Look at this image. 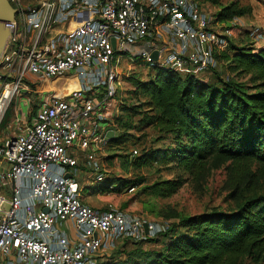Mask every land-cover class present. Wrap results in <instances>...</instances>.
Segmentation results:
<instances>
[{
  "label": "built area",
  "instance_id": "obj_1",
  "mask_svg": "<svg viewBox=\"0 0 264 264\" xmlns=\"http://www.w3.org/2000/svg\"><path fill=\"white\" fill-rule=\"evenodd\" d=\"M8 1L16 11L5 22L0 56V264H97L120 240L161 230L111 203H85L76 180L85 169L104 177L100 154L105 133L114 130L120 60L208 74L232 37L226 23L237 24V17L219 23V31L195 0ZM247 34L264 39L257 26ZM60 77L75 86L54 88L33 110L16 107L8 117L20 93L40 94L42 83ZM66 221L77 239L61 229Z\"/></svg>",
  "mask_w": 264,
  "mask_h": 264
},
{
  "label": "trees",
  "instance_id": "obj_2",
  "mask_svg": "<svg viewBox=\"0 0 264 264\" xmlns=\"http://www.w3.org/2000/svg\"><path fill=\"white\" fill-rule=\"evenodd\" d=\"M249 11L250 6L231 3L213 16L222 22ZM215 57L225 65L219 63L221 69L208 73L211 80L160 67L148 68L143 77L135 73L132 80L144 96V108L132 105L129 109L141 117L132 127L124 125L122 134L114 127L115 135L106 146L127 138L130 128L151 127L157 139L169 140L168 147L130 153L125 162L138 166L157 158L174 161L197 182L224 166L236 207L180 216L156 238L127 239L112 249L122 250L124 257L102 255L97 264H264V190L255 192L264 185V45L229 39L227 48ZM142 182L105 176L90 188L94 194H107L135 189ZM179 183L154 181L141 191L166 197ZM146 241L162 245L142 247Z\"/></svg>",
  "mask_w": 264,
  "mask_h": 264
},
{
  "label": "rangeland",
  "instance_id": "obj_3",
  "mask_svg": "<svg viewBox=\"0 0 264 264\" xmlns=\"http://www.w3.org/2000/svg\"><path fill=\"white\" fill-rule=\"evenodd\" d=\"M198 1L209 16L231 3H238V7L250 6V11L248 13L237 17V24L226 23V25H229L233 30L231 34V41L233 43H255L249 36V39L245 38L247 34L245 28L248 30L257 26L264 34V0ZM219 25L220 24L214 25V27L220 31L221 28ZM262 42H264V39H260L257 44ZM120 61L118 75L114 84L115 95L112 101L114 118L112 119V128H118V133L122 134L125 127L124 125H130L132 127L141 117L140 113L130 110L129 107L135 105L140 106L138 109L144 108L142 104L144 96L140 94L139 89L135 86L132 76L135 75V73L140 72L143 77L148 72V69L143 66L145 61L142 58L135 60L133 57V60H130V58L126 56ZM217 62L221 63L222 66L223 64L225 65V61L222 62L217 59ZM218 69H221V66H219ZM177 72L180 74H186V72L183 71ZM224 75H228V72L225 71ZM199 76L205 80H211L213 77L212 75L208 76V74H201ZM54 80L42 83L40 88L44 89V91L40 94L34 92L20 93L16 103L9 109L8 117L12 118L16 107L17 110L18 108H21L22 111L33 110L40 100H44L52 89H59L66 84L63 80ZM124 121H126V124H123ZM128 133L130 134H128L127 138L109 143L101 152V168L104 174L102 180L105 179V176H109L110 179L127 178L143 180L142 184L137 185L133 191L109 192L107 194H110V203L114 208L119 209L115 206V202L124 201V203H127L126 205L128 207V210L124 211L125 213L141 216L144 219H150L157 226L161 227V230H159L154 238H156L159 233L165 231L167 226L170 225V222L177 221L180 216L201 213L213 208L231 210L236 207V200L229 196L230 189L226 182L228 175L224 166L212 169L206 178L199 182L194 181L191 176L179 168L174 161L157 158V160H152L146 164L135 166L125 162L126 156H130V153H132L133 150L137 151L136 155H141L145 149L164 150L168 147L169 140L157 139L158 134L151 127L144 128L143 130L130 128ZM76 179L79 182L82 199L86 198L88 195L94 194L90 187L95 183H100L102 181L97 180V175L86 169L79 170ZM164 179H174L180 182L169 196L165 197L145 194L141 191L144 186L150 185L154 181ZM263 190L264 185H261L258 190H255V192ZM126 240L127 239L120 240L117 242V245H122ZM141 244L143 245L142 247L145 248H160L162 245L161 242L151 243L148 241ZM120 251L122 250L103 251V257H105V259H110L115 258L118 254H120L121 257H124V254ZM244 264H249V262Z\"/></svg>",
  "mask_w": 264,
  "mask_h": 264
},
{
  "label": "crops",
  "instance_id": "obj_4",
  "mask_svg": "<svg viewBox=\"0 0 264 264\" xmlns=\"http://www.w3.org/2000/svg\"><path fill=\"white\" fill-rule=\"evenodd\" d=\"M210 18L213 20V22L215 24H219L221 23V21H217L216 18L213 15H210ZM245 32L247 33V29L245 28ZM245 38H248V34H246ZM249 39V38H248ZM260 41V40H259ZM259 41H256L254 43V45L256 47H260L264 45V42L262 43H258ZM229 42V41H228ZM79 173V171L77 172V174ZM85 203L94 206L96 208H105L107 206L108 203L111 202V197L110 194H105V193H95L92 195H88L86 198L82 199ZM116 204V205H115ZM115 206H117L121 211H127L128 207L127 205L121 201L115 202ZM61 229L65 232V234L68 236L69 239L74 240L77 239L79 237L78 233L75 231L74 227H73V222L72 221H66L62 226Z\"/></svg>",
  "mask_w": 264,
  "mask_h": 264
},
{
  "label": "water",
  "instance_id": "obj_5",
  "mask_svg": "<svg viewBox=\"0 0 264 264\" xmlns=\"http://www.w3.org/2000/svg\"><path fill=\"white\" fill-rule=\"evenodd\" d=\"M15 8L12 7L10 2L8 0H0V56L3 52V49L6 44V39L9 34L8 28L5 26V22L10 21L14 18ZM157 52L153 51L151 53V58L156 59ZM115 135L114 130H108L105 133V140L109 141L111 140ZM65 177L70 178L71 175L67 173ZM145 233H147V226L144 225Z\"/></svg>",
  "mask_w": 264,
  "mask_h": 264
},
{
  "label": "bare ground",
  "instance_id": "obj_6",
  "mask_svg": "<svg viewBox=\"0 0 264 264\" xmlns=\"http://www.w3.org/2000/svg\"><path fill=\"white\" fill-rule=\"evenodd\" d=\"M80 17H81V14H78L77 17H75V19H73L74 22H75L76 20H80ZM72 24H74V23L72 22ZM72 24H71V25H72ZM70 27H71V26H70ZM56 80H63L64 82L67 83L68 88H72V87H74L75 84H76V81H75L74 79H69V80H67V79H64V78H57ZM56 80H54V81H56ZM54 81H53V82H54Z\"/></svg>",
  "mask_w": 264,
  "mask_h": 264
}]
</instances>
